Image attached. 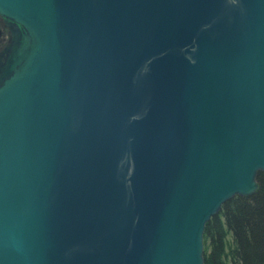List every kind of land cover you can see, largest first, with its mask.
<instances>
[{"label": "water", "instance_id": "95a60500", "mask_svg": "<svg viewBox=\"0 0 264 264\" xmlns=\"http://www.w3.org/2000/svg\"><path fill=\"white\" fill-rule=\"evenodd\" d=\"M0 20V264H204L205 224L264 173V0Z\"/></svg>", "mask_w": 264, "mask_h": 264}, {"label": "trees", "instance_id": "16d2710c", "mask_svg": "<svg viewBox=\"0 0 264 264\" xmlns=\"http://www.w3.org/2000/svg\"><path fill=\"white\" fill-rule=\"evenodd\" d=\"M257 190L224 202L205 224L204 264H264V173Z\"/></svg>", "mask_w": 264, "mask_h": 264}, {"label": "rangeland", "instance_id": "374dc122", "mask_svg": "<svg viewBox=\"0 0 264 264\" xmlns=\"http://www.w3.org/2000/svg\"><path fill=\"white\" fill-rule=\"evenodd\" d=\"M0 26H1V31H2L1 36H0V51H1L7 43L8 30L2 27L1 20H0Z\"/></svg>", "mask_w": 264, "mask_h": 264}]
</instances>
